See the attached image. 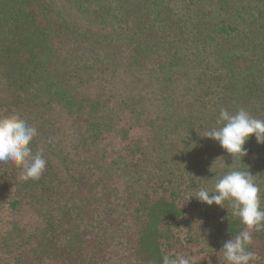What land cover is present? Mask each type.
<instances>
[{"label": "trees", "instance_id": "trees-1", "mask_svg": "<svg viewBox=\"0 0 264 264\" xmlns=\"http://www.w3.org/2000/svg\"><path fill=\"white\" fill-rule=\"evenodd\" d=\"M221 108L264 119V0H0V115L47 160L27 181L0 164V212H28L1 260L161 264L169 222L222 256L244 226L194 189L232 165L264 208V145L233 158L204 137Z\"/></svg>", "mask_w": 264, "mask_h": 264}, {"label": "clouds", "instance_id": "clouds-1", "mask_svg": "<svg viewBox=\"0 0 264 264\" xmlns=\"http://www.w3.org/2000/svg\"><path fill=\"white\" fill-rule=\"evenodd\" d=\"M216 125L207 130L204 137L217 142L233 158L247 156L245 144L253 136L257 144L264 145V119L252 116L244 108L235 112L221 108ZM37 135V128L19 116L0 115V164L19 168L20 178L25 181L40 179L46 169L47 160L43 152H33L31 147ZM226 167L230 170L210 179L213 181L211 188L202 186L194 189L193 198L208 206L226 209L225 203L230 205L231 215L244 227L223 242L218 253L226 264H256L257 254L249 246L252 233L264 230L261 187L249 170H237L232 165ZM161 264H191V258L168 253L162 255Z\"/></svg>", "mask_w": 264, "mask_h": 264}, {"label": "rangeland", "instance_id": "rangeland-1", "mask_svg": "<svg viewBox=\"0 0 264 264\" xmlns=\"http://www.w3.org/2000/svg\"><path fill=\"white\" fill-rule=\"evenodd\" d=\"M6 217L0 222V235L7 231V227L10 221H26L28 212L23 211L18 213L16 216L11 214H5ZM4 213L0 212V218L5 216ZM33 218L31 219L32 222ZM23 223V222H22ZM165 228L168 231L169 239L164 240V249L166 254H183L191 258V264H226L223 256L215 255L212 251L207 249L206 238H203L198 233H192L182 230V228L176 223H167ZM252 243L249 246L250 250L257 254L256 264H264V240L256 237L252 233ZM15 264L13 261L6 259L4 262L0 258V264ZM36 264H57L55 261L43 258L38 260Z\"/></svg>", "mask_w": 264, "mask_h": 264}]
</instances>
